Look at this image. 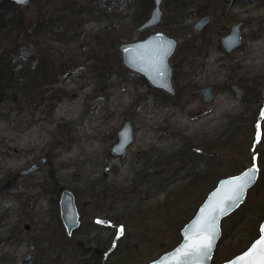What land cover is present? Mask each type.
<instances>
[{"label":"trees","instance_id":"trees-1","mask_svg":"<svg viewBox=\"0 0 264 264\" xmlns=\"http://www.w3.org/2000/svg\"><path fill=\"white\" fill-rule=\"evenodd\" d=\"M122 3L123 0H32L29 6L21 7L9 0H0V102L22 114L39 110L40 107L52 112L59 102L69 98L71 93L58 84L61 76L79 67L78 60L66 50L79 40L91 20L101 19L106 25L100 24L99 29L88 35V54L84 56L86 63L101 76H109L118 73L120 68L124 69L120 64V46L123 42L133 40L137 28L149 18L154 1L132 0L135 10L130 22L115 29L114 15L111 14L119 12ZM252 3L264 6V0H165V14L157 28L180 42L171 59L176 93L160 94L164 103L177 104L185 98L186 88L193 89L190 87V74L185 76V71L190 70L195 59L210 46L206 40L209 26H227L237 21L232 7ZM108 7L113 11L108 12ZM206 15L212 18L210 24L204 31L196 32L189 20ZM149 33L150 30H146L140 35L144 37ZM216 33L220 34L221 31ZM56 43L64 47L59 52L54 48ZM113 57L118 63H112ZM230 81L244 90L243 101L249 114L246 119L237 117L236 121L230 120L226 132L214 136H184L179 147L156 153L155 158L150 157L149 165L142 163L134 169L133 184L127 193L125 188L118 189L106 182L90 189L94 211L105 213V218L112 221L110 225L114 228L97 245L86 246L83 241L75 239L83 222L72 236L67 235L59 211V196L66 187L60 184L55 171H50L48 182L50 193L56 196L54 211L58 221L56 227L32 236L37 245L41 247L45 243L53 251L60 250V253L73 249L75 245L80 246L83 264H139L143 263L146 253L156 255V259L179 244L182 228L220 179L241 172L252 164L255 157L259 163H264V76L244 80L231 76ZM68 125H59L61 134ZM247 131L251 141L245 153L240 137ZM218 151H224L221 157ZM45 155L52 158L48 153ZM208 159V165L199 168L203 164L201 161ZM47 163L50 164V161ZM188 167L191 168L188 182L180 189H170L175 178L172 181L167 179L172 175H180ZM33 178L34 174H31L27 179ZM21 180L19 172L0 169V197L18 186ZM162 181H165L164 188L158 191H165L166 201L156 209L149 200ZM40 186L46 188L47 182ZM248 195V204L258 203L257 208L251 211L253 228L247 233L250 241L244 249L260 235V224L264 220L262 170L258 182L248 191ZM120 203L125 204L123 210L116 207ZM243 209L236 210L233 216L240 217L224 230L225 235L222 227L223 236L219 241L222 242L227 231L235 235L240 228L247 229L245 224L248 217ZM145 241L151 245L149 250L143 246ZM242 251L231 248L223 249L220 254L215 251L212 263L221 264Z\"/></svg>","mask_w":264,"mask_h":264},{"label":"rangeland","instance_id":"rangeland-1","mask_svg":"<svg viewBox=\"0 0 264 264\" xmlns=\"http://www.w3.org/2000/svg\"><path fill=\"white\" fill-rule=\"evenodd\" d=\"M134 10L132 0H123L119 12L111 14L116 23L114 28L127 25ZM107 11L112 12L113 9L108 7ZM232 12L237 21L227 26L214 24L206 31L210 46L195 59L192 68L185 71V76L190 74V87L193 89L186 88L185 98L177 104L164 103L160 94L165 92L127 69L122 61L120 64L125 70L120 68L118 73L109 76H101L93 67L90 68L84 58L88 54V35L99 29L100 24L106 25L101 19L89 21L79 40L66 50L78 60L79 69L61 76L58 85L71 96L59 102L52 112L40 107L39 110L19 114L0 102V169L20 173L23 168L46 157L45 153L52 156L48 158L50 164L36 172L33 180L22 176L18 186L0 197V264H17L28 254L35 256L33 264H83L82 247L75 245L73 249L60 253L45 243L39 247L32 238L57 225L54 211L56 196L50 193L48 182L50 171H55L60 184L70 188L78 199L83 225L75 239L83 241L86 246H95L114 228L110 225L112 221L105 218V213L94 211L90 190L95 189L93 186L106 182L118 189L125 188L127 193L133 184L134 169L142 163L149 165L150 157L155 158L156 153L179 147L184 136L201 138L224 133L230 120L249 116L243 101L244 90L230 81V77L244 80L264 76V6L258 3L233 6ZM198 18L193 17L189 22L194 24ZM238 22L242 23L244 42L237 50L227 53L220 38ZM158 30L155 27L150 33ZM218 30L220 34L216 33ZM211 33L214 35L210 36ZM139 38L143 37L137 31L133 40ZM54 48L59 52L64 47L56 43ZM111 61L118 63L114 57ZM209 84L214 86L216 96L206 102L199 90ZM126 120H131L134 125V141L125 154L115 155L112 147L117 143L118 131ZM64 123L69 125L61 134L59 125ZM240 138L246 153L251 141L248 131ZM221 153L224 151L217 152L219 157ZM201 162L203 164L199 168L206 167L209 159ZM259 165L264 172V163ZM189 175L190 167L178 176L172 175L167 179L172 181L175 178L170 189L182 188ZM44 182H47L46 188L40 186ZM164 182H159L161 184L150 196L149 203L156 209L166 201L165 191H158L164 188ZM197 193L198 190L195 191ZM248 198L249 195L239 207L244 208L248 217L247 229L240 228L235 235L227 231L222 242L219 241L216 253L228 248L242 251L247 247L250 241L247 233L253 228L251 211L257 208L258 203H249L248 206ZM117 206L121 210L125 208L122 203ZM235 212L224 219L223 234L240 217L233 216ZM143 246L146 250L151 248L147 241ZM155 256L146 253L143 263H149Z\"/></svg>","mask_w":264,"mask_h":264},{"label":"water","instance_id":"water-1","mask_svg":"<svg viewBox=\"0 0 264 264\" xmlns=\"http://www.w3.org/2000/svg\"><path fill=\"white\" fill-rule=\"evenodd\" d=\"M21 7H27L32 0H9ZM154 8L149 18L138 27V31H145L160 24L165 14L163 4L165 0H153ZM209 15L199 18L194 23L196 32H201L209 23ZM221 45L227 53L237 50L244 42L242 23H235L229 33L221 36ZM179 40L170 36L165 31H155L144 38L127 41L121 44L120 52L124 66L136 74L144 77L152 86L163 90L165 93L174 95L175 86L173 83V65L171 59L176 52ZM204 101L209 102L215 98L216 93L212 84L206 85L199 90ZM135 136L134 125L131 120H126L118 131V141L112 147V153L123 155L133 143ZM47 157H42L39 161L23 168L20 172L22 176H28L38 172L47 162ZM250 169H255L253 182L246 187L242 194L237 198L233 187L237 178ZM260 176V166L257 157L253 159L250 166L241 172L224 177L212 189L202 204L199 206L195 215L184 225L181 230L182 240L174 248L163 252L159 257L147 264H212L213 256L217 244L222 235V221L237 210L246 200L248 191L256 184ZM60 217L68 236H72L82 223L81 213L76 201V196L70 188H64L59 200ZM200 226L196 231L194 226ZM212 236L210 248L201 249L199 253L189 248L190 244H197L205 236ZM264 238V220L260 225V235L243 252L235 255L221 264H241L242 257H247L252 253L250 260L255 264H260L261 256L257 249L258 241ZM35 256L28 254L18 261L17 264H33ZM146 264V263H139Z\"/></svg>","mask_w":264,"mask_h":264},{"label":"snow or ice","instance_id":"snow-or-ice-1","mask_svg":"<svg viewBox=\"0 0 264 264\" xmlns=\"http://www.w3.org/2000/svg\"><path fill=\"white\" fill-rule=\"evenodd\" d=\"M255 169H250L249 171L245 172L243 174V177L241 178H237V181L233 187V191L236 193L237 198L239 197L240 194L243 193V191L246 189V187H248L254 180V176H255ZM196 231L200 230V226H194ZM123 231V229H121V232ZM258 243V248L254 249V251L258 252L261 256V260H260V264H264V238H262L260 241L257 242ZM212 245V236H205L200 242H198L197 244H190L189 248L194 251L199 253L201 251V249H205V248H210ZM252 253H248L247 257H242L241 259V264H255L254 260H250L248 259V257H251Z\"/></svg>","mask_w":264,"mask_h":264},{"label":"flooded vegetation","instance_id":"flooded-vegetation-1","mask_svg":"<svg viewBox=\"0 0 264 264\" xmlns=\"http://www.w3.org/2000/svg\"><path fill=\"white\" fill-rule=\"evenodd\" d=\"M164 2H165V1H164ZM163 9H164V8H163ZM202 17H203V16H202ZM210 17H211V16H210ZM199 18H201V17H199ZM199 18H198V19H199ZM198 19H197V20H198ZM211 20H212V18H211ZM158 25H159V24H158ZM156 27H157V26H156ZM154 28H155V27H154ZM152 29H153V28H151V29H149V30H152ZM158 31H162V30H158ZM151 33H153V32H151ZM149 34H150V33H149ZM146 36H147V35H146ZM143 38H144V37H143ZM139 39H140V38H139ZM220 43H221V42H220ZM221 46H222V45H221ZM222 47H223V46H222ZM224 50H225V49H224ZM121 58H122V57H121ZM122 63H123V62H122ZM171 63H172V62H171ZM173 72H174V71H173ZM155 88H156V87H155ZM175 90H176V88H175ZM214 91H215V88H214ZM175 93H176V91H175ZM169 95H170V94H169ZM115 144H116V143H115ZM115 144H114V145H115ZM43 157H45V156H43ZM46 157H47V156H46ZM47 159H48V157H47ZM48 161H49V160H47V162H48ZM36 162H37V161H36ZM47 162H46V164H47ZM46 164H45V165H46ZM45 165H44V166H45ZM44 166H43V167H44ZM43 167H42V168H43ZM40 170H41V169H40ZM40 170H39V171H40ZM39 171H38V172H39ZM20 172H21V171H20ZM35 173H36V172H35ZM35 173H32V174H35ZM20 175H21V174H20ZM30 175H31V174H30ZM30 175H28V176H30ZM21 176H22V175H21ZM74 194H75V193H74ZM60 196H61V194H60ZM75 196H76V195H75ZM59 200H60V198H59ZM76 201H77V198H76ZM77 204H78V203H77ZM78 207H79V205H78ZM79 210H80V208H79ZM59 211H60V209H59ZM80 213H81V212H80ZM60 218H61V217H60ZM81 220H82V218H81ZM81 224H82V223H81ZM64 228H65V227H64ZM34 260H35V259H34Z\"/></svg>","mask_w":264,"mask_h":264}]
</instances>
